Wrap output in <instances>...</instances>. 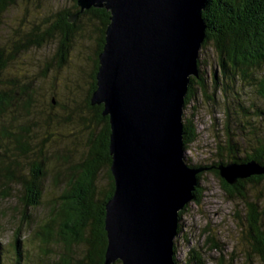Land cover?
Wrapping results in <instances>:
<instances>
[{"label":"trees","instance_id":"16d2710c","mask_svg":"<svg viewBox=\"0 0 264 264\" xmlns=\"http://www.w3.org/2000/svg\"><path fill=\"white\" fill-rule=\"evenodd\" d=\"M76 1L70 8L58 10L45 19L38 20V23L25 20L24 17L20 28L13 31L8 44L0 41V180L19 186L21 197L18 201L22 207L19 226L10 247L0 244V264H104L107 245L104 230L106 203L114 191L110 171V126L108 117L102 115L103 105H91L95 85L86 91L91 82L88 72L86 89L81 92V104L74 98L79 87L75 77L68 80L63 88L65 92L59 94L58 88L61 85L49 74L60 68L51 67L39 72L40 78L51 79L47 104L52 110L57 108L65 113L67 121L78 115L77 120L88 135L86 154L90 152L81 164L67 168V176L63 178L65 183H59L60 205L53 206L52 215L43 222L32 220L26 213L29 209L42 207L43 183L48 172L40 170L44 168L41 157H35L37 173L29 178L18 174V158H29L32 148L28 143L29 125L23 123L17 127L14 124L22 123L31 115H39L41 111L35 107L34 97L37 85H33L38 78L33 82H28L25 76L23 79H14L11 71L16 60L31 49L50 48L58 43L57 40L66 38L65 34L71 30L81 40H85L88 35L91 38L101 37V49L103 48V33L109 24V11L89 8L79 13ZM14 2L15 0H0V27L3 13ZM76 14L77 20L68 22V17ZM202 19L207 30L200 49L203 50L206 44L212 46L220 71L213 69L211 82L208 84L202 79L204 75L199 70L202 63L198 60V76L190 78L184 110L197 99H205L213 106L217 104L224 115L226 138L221 141L216 135L208 164L189 166L205 168V171L211 172L219 180L222 190L229 194H226L228 198L239 199L248 206L249 241L254 254L264 258V225L261 221L264 217V205L257 206L250 202L247 195L248 187L257 188L264 183V175L251 176L228 185L220 178L217 170L218 166L240 165L249 161L264 166V136L258 135L260 126L259 121H256L258 116L264 115V0H207ZM41 24L46 31L40 30ZM96 72L94 70L92 77L96 76ZM209 87L214 94L217 89L221 92L222 103L218 104L215 95L209 94ZM59 95H62L60 100ZM16 106L20 107L21 113H17ZM83 112L87 116L82 117ZM233 135L240 136L241 141L233 140ZM196 139V129L191 117L184 118L183 111L184 150L188 151ZM239 146L243 156L237 154L240 153ZM40 153L41 151L37 156ZM185 162L188 164L186 160ZM201 175L199 173L197 178ZM101 178L103 182L100 185ZM56 179L59 180L57 176ZM261 191L257 193L260 194ZM261 196H264V191ZM182 211L178 213V234ZM23 226L27 228V235L22 238L20 231ZM175 245L176 243L173 244V262L181 264L175 255ZM113 264L121 263L117 261ZM184 264H204L202 255L199 251L191 250Z\"/></svg>","mask_w":264,"mask_h":264},{"label":"water","instance_id":"95a60500","mask_svg":"<svg viewBox=\"0 0 264 264\" xmlns=\"http://www.w3.org/2000/svg\"><path fill=\"white\" fill-rule=\"evenodd\" d=\"M109 11L91 105L110 126L112 197L104 264H174L178 213L205 168L184 160V99L198 76L207 0H77ZM78 14L68 17L73 22ZM228 185L264 175L255 161L218 166Z\"/></svg>","mask_w":264,"mask_h":264},{"label":"rangeland","instance_id":"374dc122","mask_svg":"<svg viewBox=\"0 0 264 264\" xmlns=\"http://www.w3.org/2000/svg\"><path fill=\"white\" fill-rule=\"evenodd\" d=\"M75 0H15L13 6L9 7L2 17L0 27V41L8 44L13 31L18 30L19 25L25 20L38 23V20L45 19L50 14L63 8H70ZM89 34V33H88ZM87 34V35H88ZM81 45L85 40L76 36ZM88 46L82 47V55L76 58L77 64H70L60 70H52L50 77L55 78L61 85L58 90L59 94L65 92L68 80L75 77L79 83L75 91V99L78 103L82 100V94L86 89L88 64L84 60V55H88L94 46L91 40L87 41ZM198 60L202 63L199 70L203 74V80L206 83L211 82L213 69L220 71L215 62V53L210 44H206L204 49L199 52ZM40 56L35 51H29L21 55L14 63L12 68L14 79H23L27 77L28 82L36 81L35 107L41 112L39 115H31L22 123L29 125L28 143L31 145L32 154L29 158L20 156L18 174L23 177H30L36 172L35 157H41L43 169L41 172H48L47 179L43 183L42 207L29 209L27 215L32 220L43 222L51 216L53 206L60 205L59 194L61 186L59 183H65L63 180L67 173V168L73 165H79L83 162L86 155L87 132L84 126L79 124L77 116L72 120H66L65 113L57 108L51 109L47 104V92L50 86V77L48 79L40 78ZM195 78V77H194ZM209 94H214L213 90H208ZM198 95V94H197ZM216 102L222 103V94L217 89L215 92ZM62 95L58 96L60 100ZM199 97V95H198ZM47 98V99H46ZM81 104V103H80ZM264 106V105H263ZM17 113H21L19 106L15 107ZM264 111V109H263ZM191 115V116H190ZM87 116L84 112L82 117ZM26 117V116H23ZM196 129L197 139L185 151V160L190 164H208L210 153L213 152V143L216 135L223 141L224 132V115L221 109L215 104L205 99H197L186 107L184 118L189 119ZM259 136H264V115L258 116ZM18 122H21L18 119ZM216 126V127H213ZM232 128V126H231ZM233 140L241 141L240 136L233 135ZM251 139H253L251 137ZM254 141V139H253ZM239 146L238 156H243ZM41 151L40 155L38 152ZM14 153L16 151L14 150ZM66 158V159H64ZM64 161V162H63ZM1 171V169H0ZM197 178L198 186L194 200L190 201L180 217V232L175 238V255L181 264L185 263L188 252L191 250L199 251L202 255L204 264H264V258L256 256L254 249L249 241V209L239 199L228 198L226 192L221 188L219 180L209 171L201 172ZM56 176L59 180L56 179ZM67 176V175H66ZM63 180V181H62ZM100 185L103 178L99 179ZM264 183L257 188L248 187L247 195L250 202L256 203L257 206L264 205ZM261 191L258 194V191ZM227 194V195H226ZM233 196V194L231 193ZM21 197L19 186L13 183H5L0 180V244L10 247L15 232L19 226V219L22 215V207L18 199ZM260 198V199H257ZM261 213V210H258ZM264 225V217L262 218ZM21 237L27 235V228L24 226L20 231ZM79 250V249H78Z\"/></svg>","mask_w":264,"mask_h":264},{"label":"flooded vegetation","instance_id":"af4514ba","mask_svg":"<svg viewBox=\"0 0 264 264\" xmlns=\"http://www.w3.org/2000/svg\"><path fill=\"white\" fill-rule=\"evenodd\" d=\"M77 18L78 16L74 19L73 22H75ZM40 30L46 31V29H44L43 27V24H41ZM65 35L67 36L66 38L57 40L58 43L52 45L50 48H48L49 46H47L48 49L40 48V50H36L40 56V66L42 70L44 71V69L46 68L51 69V67L61 69L67 67L70 64H77L78 62L76 61V58L82 55V47L86 48L88 46L87 41L91 40L94 44L92 51L88 55H84V60L89 66V70L87 72L88 75L91 76V82L87 86L86 91H89L93 85H95L96 88V76L92 77V75L94 70L97 71L96 69H98L99 67V54L102 51L101 49L102 38L101 37L91 38L90 35H88L85 44L81 45L76 39V34L74 33L73 30L69 31ZM104 41H105V31L103 33V46H104ZM5 49H7L6 46ZM29 51H35V49H31ZM89 154L90 152L88 151L85 156H88Z\"/></svg>","mask_w":264,"mask_h":264},{"label":"bare ground","instance_id":"6f19581e","mask_svg":"<svg viewBox=\"0 0 264 264\" xmlns=\"http://www.w3.org/2000/svg\"><path fill=\"white\" fill-rule=\"evenodd\" d=\"M201 48V47H200ZM185 153V152H184ZM184 155V154H183ZM184 159H185V157H184ZM177 236H178V234H177Z\"/></svg>","mask_w":264,"mask_h":264}]
</instances>
